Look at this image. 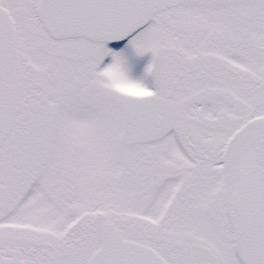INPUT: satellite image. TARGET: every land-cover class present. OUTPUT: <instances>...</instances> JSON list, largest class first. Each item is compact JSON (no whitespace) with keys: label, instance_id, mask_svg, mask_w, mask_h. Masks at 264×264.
<instances>
[{"label":"snow or ice","instance_id":"6c2138e0","mask_svg":"<svg viewBox=\"0 0 264 264\" xmlns=\"http://www.w3.org/2000/svg\"><path fill=\"white\" fill-rule=\"evenodd\" d=\"M0 264H264V0H0Z\"/></svg>","mask_w":264,"mask_h":264}]
</instances>
